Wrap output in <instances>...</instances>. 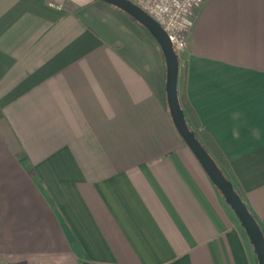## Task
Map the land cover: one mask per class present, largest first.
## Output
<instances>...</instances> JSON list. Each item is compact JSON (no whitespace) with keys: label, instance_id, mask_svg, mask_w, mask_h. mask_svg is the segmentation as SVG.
<instances>
[{"label":"crops","instance_id":"0c3cea01","mask_svg":"<svg viewBox=\"0 0 264 264\" xmlns=\"http://www.w3.org/2000/svg\"><path fill=\"white\" fill-rule=\"evenodd\" d=\"M164 84L119 9L0 0V264H258ZM177 92L264 237V0H204Z\"/></svg>","mask_w":264,"mask_h":264},{"label":"water","instance_id":"95a60500","mask_svg":"<svg viewBox=\"0 0 264 264\" xmlns=\"http://www.w3.org/2000/svg\"><path fill=\"white\" fill-rule=\"evenodd\" d=\"M99 1L107 3L131 17L141 27H143L157 43L164 60L165 96L172 124L179 137L189 148L211 183L221 193L245 229L254 246L258 264H264V237L260 228L238 193L234 190L232 183L225 178L222 171L201 146L200 142L195 137L194 132H192L187 126L184 112L180 107L177 92L178 56L173 50L166 33L153 18L129 0Z\"/></svg>","mask_w":264,"mask_h":264},{"label":"built area","instance_id":"2783aa9c","mask_svg":"<svg viewBox=\"0 0 264 264\" xmlns=\"http://www.w3.org/2000/svg\"><path fill=\"white\" fill-rule=\"evenodd\" d=\"M129 1L141 8L161 26L177 56L186 47V34L190 28L191 18L204 2V0Z\"/></svg>","mask_w":264,"mask_h":264},{"label":"trees","instance_id":"16d2710c","mask_svg":"<svg viewBox=\"0 0 264 264\" xmlns=\"http://www.w3.org/2000/svg\"><path fill=\"white\" fill-rule=\"evenodd\" d=\"M142 29H144V28L142 27ZM144 31L149 35V33L145 29H144ZM160 53H161V51H160ZM178 98H179L180 107L184 112L188 128L192 132H194L195 137L198 139L201 146L210 155L212 160L215 162V164L218 166V168L222 171L223 175L225 176L223 169L224 168L229 169V166L226 163L223 154L221 153V151L219 150L217 145L214 143V141L211 139L209 134L207 132H205L204 130L200 129V124H199L198 120L196 119V117H195L192 109L190 108V106L187 105V103L185 104V102L182 101L181 97H178ZM225 178L228 180V178L226 176H225Z\"/></svg>","mask_w":264,"mask_h":264}]
</instances>
